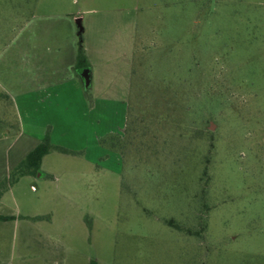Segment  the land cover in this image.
Here are the masks:
<instances>
[{"label": "rangeland", "instance_id": "rangeland-1", "mask_svg": "<svg viewBox=\"0 0 264 264\" xmlns=\"http://www.w3.org/2000/svg\"><path fill=\"white\" fill-rule=\"evenodd\" d=\"M104 1L129 9L134 44L130 134L99 140L117 137L100 160L122 177L98 264H264V0ZM35 3L0 0V49Z\"/></svg>", "mask_w": 264, "mask_h": 264}, {"label": "crops", "instance_id": "crops-1", "mask_svg": "<svg viewBox=\"0 0 264 264\" xmlns=\"http://www.w3.org/2000/svg\"><path fill=\"white\" fill-rule=\"evenodd\" d=\"M127 10L104 0H36L0 49L2 98L8 95L16 115L14 123L0 118V182L48 132L53 144L76 151L48 153L42 175L21 177L1 196L0 213L15 219L0 221V264L98 262L100 197L122 177L121 162L100 160L114 151L99 140L115 127L126 130L129 119L134 35ZM78 20L91 100L76 68Z\"/></svg>", "mask_w": 264, "mask_h": 264}, {"label": "trees", "instance_id": "trees-1", "mask_svg": "<svg viewBox=\"0 0 264 264\" xmlns=\"http://www.w3.org/2000/svg\"><path fill=\"white\" fill-rule=\"evenodd\" d=\"M88 66L87 56L83 45V30L80 31V42L78 49V61L76 68L78 70H84ZM86 94L88 98L91 100L92 96L90 93V84H86ZM7 99H10L8 95L5 94ZM131 125L128 119L127 132L130 134ZM122 141V138L119 139ZM101 142L112 148L118 149V140L116 136H108L101 139ZM53 151H60L69 154H75L76 151L70 150L58 145H55L51 142L50 133L48 132L44 139L10 172V174L0 182V198L1 196L8 191L21 177L26 175H42L43 172L41 170L42 160L45 155L51 153ZM43 216L34 217V219H41ZM15 219L14 216L3 215L0 213V221H7ZM91 264H98L96 260H92Z\"/></svg>", "mask_w": 264, "mask_h": 264}, {"label": "water", "instance_id": "water-1", "mask_svg": "<svg viewBox=\"0 0 264 264\" xmlns=\"http://www.w3.org/2000/svg\"><path fill=\"white\" fill-rule=\"evenodd\" d=\"M78 25H79L80 31H82L83 27H82V24L80 23V20H78ZM80 73H81L82 77L84 78L85 83L87 85L90 84V72H89V70L84 69V70H81Z\"/></svg>", "mask_w": 264, "mask_h": 264}]
</instances>
